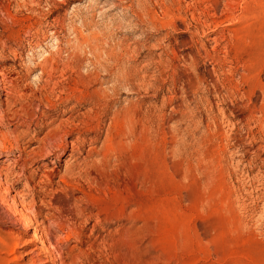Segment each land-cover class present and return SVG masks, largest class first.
<instances>
[{
    "label": "rangeland",
    "instance_id": "obj_1",
    "mask_svg": "<svg viewBox=\"0 0 264 264\" xmlns=\"http://www.w3.org/2000/svg\"><path fill=\"white\" fill-rule=\"evenodd\" d=\"M0 113V221L51 236L29 248L264 264V0H0Z\"/></svg>",
    "mask_w": 264,
    "mask_h": 264
},
{
    "label": "bare ground",
    "instance_id": "obj_2",
    "mask_svg": "<svg viewBox=\"0 0 264 264\" xmlns=\"http://www.w3.org/2000/svg\"><path fill=\"white\" fill-rule=\"evenodd\" d=\"M82 36V35H81ZM81 42H83V40L81 41ZM80 42V43H81ZM85 42H88V41H85ZM85 42H83L84 44H85ZM83 44V45H84ZM88 44V43H87ZM86 44V45H87ZM84 47V46H83ZM80 49H82V47H81V45H80V47H79ZM92 48V47H91ZM90 48V49H91ZM98 48V47H97ZM79 49V50H80ZM93 49V48H92ZM61 50V49H60ZM94 50V49H93ZM98 50V49H97ZM115 50V49H114ZM83 51V50H82ZM62 52V51H61ZM69 52H71V51H69ZM77 52V51H76ZM97 52V51H96ZM92 53V52H91ZM113 53V52H112ZM76 54V53H75ZM107 54V53H106ZM16 55V54H15ZM61 55V54H60ZM74 55V54H73ZM96 55H98V54H96ZM107 56H109V55H107ZM111 56V55H110ZM109 56V57H110ZM73 57V56H72ZM98 56H96V58H97ZM16 58V57H15ZM47 58V57H46ZM46 58L44 59V61H43V63L42 64H40V67L42 68V74L41 75H44V73L46 72L45 71V66L46 65H48L47 63H48V61L49 60H46ZM111 58H113V57H111ZM47 59H49V58H47ZM51 59V58H50ZM99 59V58H98ZM114 59V58H113ZM117 59V58H116ZM115 59V60H116ZM118 60V59H117ZM107 61V60H106ZM56 62V61H55ZM97 62V61H96ZM99 62V64H100V61H98ZM118 63V62H117ZM120 63V62H119ZM69 64V63H68ZM68 64H65L66 66L68 65ZM114 64V63H113ZM95 65V64H94ZM98 65V64H97ZM102 65V63L100 64V66ZM103 65H105V64H103ZM69 66H71L72 67V64L71 65H69ZM116 67V66H115ZM120 67V66H119ZM123 67V66H122ZM74 68H75V66H74ZM117 68V67H116ZM49 70V69H48ZM48 70H47V73H48ZM51 70H53V67H52V69ZM55 70V69H54ZM74 71V70H73ZM90 72V71H89ZM53 73H54V71H53ZM76 73V72H75ZM93 73H95V72H92V74ZM112 73H114V72H112ZM100 74V73H99ZM116 74V73H115ZM49 75V74H48ZM53 74L51 73V75H49V78H53V76H52ZM89 75L90 76H85V77H87V79L89 78L90 79V77H95V76H97V73L96 74H94V75H91L90 73H89ZM113 75V74H112ZM121 75V74H120ZM126 75H128V74H126ZM126 75H121V76H119V74L117 73V76H115V81H116V83L117 82H122V81H124L125 79H127V76ZM123 76V77H122ZM84 77V78H85ZM129 77V76H128ZM132 77V76H131ZM42 77H40L39 79H41ZM82 78V77H81ZM84 78H82L83 79V83H85L86 82V78L84 79ZM82 79H81V81H82ZM92 79V78H91ZM90 79V80H91ZM79 80V79H78ZM100 80V79H99ZM112 81V80H111ZM41 82V81H40ZM44 82V81H43ZM78 82V81H77ZM88 82V81H87ZM8 81H7V79L5 78L4 79V83L3 84H5V89H4V93H5V95H7V96H13V95H17V94H19L18 95V97H17V100H16V103H20L19 102V99H21V102H22V100H30V99H26L27 97H26V95L25 94H23L22 92H20V91H17V94H15V93H12V92H8V88H7V85H8ZM13 83V82H12ZM46 83H47V81H46ZM38 84V83H37ZM47 84H49V82L47 83ZM88 84V83H87ZM87 84H83V85H85V87L87 86V87H89ZM15 85V84H14ZM46 86V85H45ZM75 86V85H74ZM118 86V85H117ZM3 87V86H2ZM42 87H44V85L42 86ZM42 87H41V89H42ZM54 88V87H53ZM56 88H57V86H56ZM38 89V88H37ZM46 89V88H45ZM86 89V88H85ZM88 89V88H87ZM115 88L113 87V90H114ZM19 90V89H18ZM36 91V90H35ZM76 91V90H75ZM98 91V90H97ZM94 94H96V95H98L97 93H94ZM102 93H100V95L99 96H102L101 95ZM87 95V94H86ZM15 97V96H14ZM15 97V98H16ZM13 98V97H12ZM97 98H99V97H97ZM102 98V97H101ZM15 100V99H14ZM13 100V101H14ZM96 101H99V100H96ZM96 101L94 102V103H96ZM41 102V101H40ZM7 103H8V107H10V104L9 103H11V102H8V100H7ZM15 103V104H16ZM100 103V102H99ZM22 104V103H21ZM12 107V106H11ZM11 110V109H10ZM1 114V113H0ZM23 118V117H22ZM53 133V132H52ZM54 135V134H53ZM3 136V135H2ZM47 136V135H46ZM53 137V136H52ZM47 139V138H46ZM38 142L40 143V146H43L42 148H45V149H47L46 148V143H45V138L43 139V140H38ZM47 145H49V143L47 144ZM39 146V147H40ZM73 146H74V144H73ZM49 148H50V146H49ZM51 150V149H50ZM49 150V151H50ZM13 172H12V170H6V172H3V171H1L0 170V177H3V178H5V179H9V177L11 176V174H12ZM15 174V173H14ZM2 178V179H3ZM1 180V179H0ZM63 180V179H62ZM28 182V181H27ZM19 196V195H18ZM16 201H18V200H16ZM35 202V201H34ZM21 203V202H20ZM21 205V204H20ZM12 207V206H11ZM20 207H22V210H23V215L21 216V214H20V216L22 217L21 219H19L18 221L16 220V222H14V223H8L7 221L5 222V221H0V225L3 223L4 224V226H9L11 229L12 228H14L16 231H17V233H15V234H2V233H0V262H2V263H4L5 264V262L3 261V255H6V254H10L11 256H13V257H15L14 259H17L18 260V257H16L17 256V254L19 253V248H20V244L21 243H23L22 241H24V238H26V236H29L30 237V230H33L34 232H35V234H33V235H31V237H32V241H24V247H25V249H31L29 252L27 251L26 252V256H34L33 258H32V260H33V264H55L54 262H55V260H58L59 262H61V264H67V263H69V262H67V258L62 254V255H59V257H56L57 259H54V255H55V251L54 250H52V248L50 249V251L46 254V255H44V252H43V250L41 251V248H39V247H36V248H34V249H32V248H29V246L30 245H32V244H34V245H36V244H42V245H46L47 243L49 244V242L50 241H48L49 240V238H48V236L49 237H51L50 235H48L47 236V233H48V231H46L45 232V230L46 229H44V225H45V223H40V222H38L39 220H36V218H34V216H32V214H29L28 213V211H29V209H27V207L23 204L22 206H20ZM32 208V207H31ZM28 210V211H27ZM17 213V212H16ZM15 213V214H16ZM19 213H20V211H19ZM18 213V214H19ZM36 214H38V213H36ZM19 216V215H18ZM37 216V215H36ZM49 216V215H48ZM51 216V215H50ZM14 217H15V215H14ZM17 217V216H16ZM46 218V217H45ZM50 220H52V219H50ZM73 222V221H72ZM59 223V222H58ZM69 223V222H68ZM25 225L26 226V230L24 231V232H22L21 233V230L22 229H20V227L19 226H21V225ZM72 224V223H71ZM74 224H76V222L74 223ZM74 224H72V226L74 225ZM56 225H57V223H56ZM61 225H63V224H61ZM46 226V225H45ZM49 226V225H48ZM53 227V226H52ZM75 227V226H74ZM23 228V227H22ZM51 228V227H50ZM69 228V227H68ZM67 230V229H66ZM72 230V229H71ZM240 230V229H239ZM23 231V230H22ZM49 232H50V230H49ZM70 232V231H69ZM51 233V232H50ZM75 233V232H74ZM73 233H69V235H67L68 237L66 238L67 240L68 239H71L72 238V235ZM52 235V234H51ZM77 235V234H76ZM82 235V234H81ZM29 237H28V239H29ZM75 237V236H74ZM76 237H79V236H76ZM75 237V238H76ZM80 238V237H79ZM82 238V237H81ZM51 239V238H50ZM78 239V238H77ZM87 239V238H86ZM63 240V239H62ZM81 240V239H80ZM130 240V239H129ZM133 240V239H132ZM59 241V240H58ZM75 241V240H74ZM82 241V240H81ZM81 241H79L78 240V242H80V243H82ZM126 241H127V239H126ZM60 242V241H59ZM123 242H125V241H123ZM127 242H129V241H127ZM132 241H130V243H131ZM36 243V244H35ZM66 243V242H65ZM68 243V242H67ZM131 246V245H130ZM44 247V246H43ZM49 248V247H48ZM57 248V247H56ZM133 248H134V246H133ZM126 249V251L128 252V253H130L131 254V252L133 251H131L130 249H132V248H129L128 249V247L127 248H125ZM124 249V250H125ZM56 250V249H55ZM135 251V250H134ZM41 252V254H39V255H37V253H40ZM62 252V251H61ZM60 252V253H61ZM126 252V253H127ZM69 253V252H68ZM138 253V252H137ZM59 254V253H58ZM57 254V255H58ZM87 254V253H86ZM69 256V255H68ZM78 256H80L81 257V255H78ZM144 256V255H143ZM5 257V256H4ZM41 257H45L48 261H45V260H43V259H41ZM71 258V257H70ZM78 258V257H77ZM7 259V258H6ZM19 259H21V258H19ZM74 260V259H73ZM75 261H76V258H75ZM7 262V261H6ZM18 262V261H17ZM71 262H73V261H71ZM79 263H80V261H78ZM8 263V262H7ZM70 264V263H69ZM72 264H74V263H72ZM77 264V263H76Z\"/></svg>",
    "mask_w": 264,
    "mask_h": 264
}]
</instances>
